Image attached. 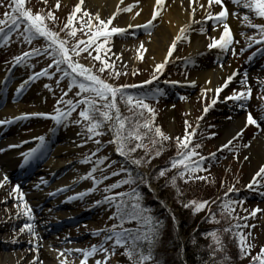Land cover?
<instances>
[{
    "label": "rangeland",
    "instance_id": "obj_1",
    "mask_svg": "<svg viewBox=\"0 0 264 264\" xmlns=\"http://www.w3.org/2000/svg\"><path fill=\"white\" fill-rule=\"evenodd\" d=\"M76 0H71L70 4L63 3V0H60L59 8L55 7V0H47V3L44 0H27L26 6L31 8L33 12L41 11L42 14L46 13L49 9H51L56 17L55 21H48V26L53 30L59 33L60 37L67 39V46L72 48L76 45V40L82 38V31L80 30V21L78 17L81 15L77 13V17H74V26L77 27V35L75 37L68 35V29L61 31L64 28V25L67 20V15L73 10ZM9 0H3V3H0V18H3V14L11 9L8 8ZM243 7V6H242ZM128 13V11H123ZM239 16H234L239 23L243 24L242 27L238 29V38L237 42L233 44H238L231 50V52L221 61L219 69L223 72L226 71V68L230 65L233 68H241V63L243 56L239 55L241 47H246L249 43L253 42L252 40H246L244 42V38L246 37H254V39H259V30L253 28L249 25L248 22H243L244 16L247 15L248 19L253 24L264 23V18L256 17L254 13H252L249 9L243 8L239 13ZM154 25L149 28L147 31L141 32L135 35H129V32H125L120 35H112L109 38L108 47L110 51L106 54V58L110 60H114V69H105L103 73H96L101 75V78L107 79L110 83L114 84H128L135 85L133 89H127L126 91L132 93L134 96L149 94L151 96L152 93H156L154 98H149L146 102L153 108L155 112V117L153 119L154 125H159L162 131L172 137L168 141H163L167 145L165 154L160 156H153L150 161H147L145 164L146 167H141V172L148 178L150 176L149 169L151 167H157L159 170L162 165V159L173 153L177 152L176 146V137L183 136L185 132V121L191 125L192 128H197L194 136L192 138L193 144H199L200 147L196 148L201 156L204 157V160L201 161V168L198 173L200 177H204V179H196L189 180L185 182V180H179L177 178L176 187H179L181 191L197 194L200 198L198 201H208L207 206L203 208L204 212L201 213V216H205L208 208L214 210L216 206L212 201L223 200V192L227 191L228 187H234L236 190L229 193V199L236 201L237 203L233 207L232 216L229 218L226 215L222 216L220 212V205L218 209H215V217L216 221L211 220L208 221L210 224V230H220L219 235L221 240L227 239L226 232H221L222 229H225V224H234L231 220L232 218L236 220L237 225H239V230L243 236H245L248 240L252 242L253 251H256L257 246L264 241V188L260 184L252 183L251 187H247L249 183L252 181L253 175L258 171V169L264 165L254 166L253 157L250 155V151L254 148V140L258 136L264 137V126L259 125L253 126L251 124L246 125V115L245 111L251 112L253 117L260 120L259 115L261 110L264 108V99L260 97L264 96V90L260 87V81L264 80V69L258 70L257 73L259 77L255 80H252V77L247 80V83H237L236 85H229L227 88L222 89L218 96L215 99H212L213 92L204 91L202 92V84L200 82H186L185 80L191 79L196 75L198 70L192 68V63L187 61L183 54L185 52L186 47L188 46V42H180L177 46V49L174 52V59H171V63L165 68L162 72L155 73L156 82H167L169 85L166 86L163 90H160L158 93L152 90V86L150 84H145L143 81H153L151 80L152 75L154 74V63L149 61V58L146 55L147 48H140L141 42L145 37H150L151 34L155 31L160 22L156 19L154 20ZM113 25H110L111 27ZM23 27V26H22ZM21 27V31L22 28ZM84 32L87 29H83ZM243 33V35L241 34ZM129 42V44L118 51H114L113 43L119 42ZM48 43L45 38H40L38 40L32 39L31 43H27L24 40L23 35H17V33H13L9 38V41L0 46V72L4 73L5 69H8L10 66H13V57L20 55L21 53L28 52L30 49H43L45 45ZM233 46V45H232ZM94 48V46H93ZM79 50V46L77 47ZM92 51L93 56L96 55L92 48L89 49ZM118 54V55H117ZM74 60H78L80 63H84L86 66H92L93 71L100 67L99 61H92V59L88 56L87 52H80L77 57L75 54H71ZM52 58L48 57L45 54L41 55H32L25 59L21 64L15 63L13 66L15 68V72H21L28 77L32 75L34 72H40L41 69H46L47 65L51 63ZM257 70V69H255ZM254 70V71H255ZM13 71V72H14ZM49 73L52 75H41L37 80L32 81L31 89L27 92V96L24 98L23 106L25 108L26 113H51L54 114L56 108H61L63 110L66 105L63 103L57 104V100L62 98V94L66 92V96H63V99H71L76 101L80 99L76 95L79 91L77 85L72 86L71 89L68 88V82L65 78L60 77V73L53 71L51 69H47ZM113 71V75L109 76V72ZM115 71H119V75H115ZM256 72V71H255ZM246 78V77H245ZM78 79H82V77H78ZM57 80H59V84H57ZM175 81L176 83H171ZM194 81V80H193ZM154 83V82H153ZM12 84V83H11ZM48 84L51 86V91L48 88H45L44 85ZM152 84V83H151ZM171 85V86H170ZM156 90L159 89V86L155 84ZM147 87V88H146ZM172 87L178 88L179 92L183 94L182 99H177L173 94ZM251 88V95L249 97L250 101L247 103L246 110H239L242 108L237 104H234L230 101V99H225V97H230L233 91H241L247 88ZM148 89V90H147ZM136 91V92H134ZM84 95V93H82ZM215 100V103L213 101ZM244 102V100H243ZM118 106L120 107L121 113L124 115H128L127 108L125 106L124 101L117 100ZM121 106L124 109H121ZM208 106L207 112L204 111V108ZM83 108V105L77 106L71 113L69 117H67L60 126L57 127L58 134L60 132H65L67 134H76V136L72 137L69 142H65V140H59V145H67L70 143V146L73 148L72 153L70 154L71 163L70 167L79 166L83 170L82 176H84L95 163L97 157H107L105 160L112 164L107 168H104V165H100V169L97 172L93 173L97 179L101 175L108 176L109 172H114L119 168H127L129 165L131 168H134V165L130 163V161L124 156H117V152L115 151L117 145L115 143H111L113 138V132L108 128L107 123H105L103 128V134L98 137H93L92 140L87 143L81 145V140L87 139V136H78L77 133L82 131V126L71 123V121L78 119V113ZM171 112L169 116H165L166 112ZM168 117H170V122L168 121ZM201 117L198 122L197 127V118ZM151 118V114L147 112V110H143L142 119ZM238 118L241 121V124L237 126L235 133L227 138L226 140H222V125L228 122H231ZM55 120L51 118V116H40V115H28V117L19 123L18 128L16 129V133L20 138H30L32 142L38 141L37 139L40 136L47 137V134L52 132L55 127ZM243 129V132L239 137L232 140L236 133ZM86 132V129H83ZM191 131V128H189ZM154 132V129H153ZM153 132L149 133L148 138L144 139L145 144H149L150 139L153 135ZM10 136V135H9ZM8 137V136H7ZM60 138V137H59ZM99 140L101 143L97 144L94 141ZM229 140H232V144L228 145L227 148H222L221 145L226 144ZM31 142V143H32ZM245 145H247L245 147ZM100 147L99 152H95V155L92 153L96 148ZM170 152L168 153V151ZM133 156L140 158L145 157V151L142 148H138L136 152L132 153ZM85 156L90 157L89 162L81 163ZM162 156V157H161ZM173 156V157H174ZM161 158V159H160ZM60 159V157H59ZM63 160V157L61 158ZM193 160H197V157H192ZM168 168V166L166 167ZM173 168H168L166 174L172 170ZM152 170V169H151ZM158 172V171H157ZM196 174V173H195ZM126 173H119L116 176H108V180L97 185V190L92 193H86L85 196L81 199L80 204L73 211L83 212L92 214V219L89 223L87 221H81L75 223L72 220V225L61 226L53 228L52 225L47 226L46 228H40L39 226L34 227V231L39 235H43V241L49 240L51 238H57L60 233L66 232L65 229L67 227H76L75 230L71 232V236H68L62 245L64 246H73L76 248H87L93 244H98L102 241V237L104 233L102 232L99 236H94L92 234L95 229H103L106 225H111L112 223H118L115 219H109L111 216L113 208H109L107 203H101L100 205H95L93 201L101 199L103 195H107V193L103 192V188L107 184L114 183L116 180L126 177ZM198 175V174H197ZM47 174L42 173L37 179H34L29 183L39 185L36 189H41L40 184L41 180H49ZM166 178L162 177V179ZM223 182V183H222ZM7 183V188L5 189V195L7 197L2 199L0 202V215L4 214L6 216V222L3 223L0 227V236L7 237L6 246H0V255L4 252L14 253L16 250H24L27 256L33 255L36 251L35 249H39L40 246L25 245L18 240L16 237L20 234V228L25 223H33V221L22 220V209L19 208V201L17 199V193L12 192V185L9 182ZM167 188L163 191H168L173 189V185L169 182H165ZM140 183H133V186H139ZM144 188H146L153 198L157 201L160 200L161 206H163V210L169 213L171 216H175L179 213V210L172 204L171 200L162 198V195L159 192V189L156 188L155 184H142ZM92 186V182L90 179H81L79 188L81 190H85ZM127 186L122 184L119 187L113 189V192H118L119 190L123 191ZM21 187V186H19ZM178 188V189H179ZM20 192H24L23 188H19ZM154 190V191H153ZM179 190V191H180ZM167 192H164V196L167 197ZM244 193H248V196L243 195ZM3 194V195H4ZM3 195H0L3 196ZM151 197V196H150ZM220 199H217V198ZM241 197V199H240ZM206 200H205V199ZM193 199V201L195 200ZM44 200V199H43ZM220 200V203H221ZM25 201V200H24ZM192 201V200H191ZM46 200L42 202V207L46 208ZM27 203V202H26ZM75 204V203H72ZM158 204V203H156ZM212 205H214L212 207ZM253 207L258 208V211L254 216L249 215L251 209ZM58 209L66 211L63 206L58 207L56 210L53 208L49 215L46 218L54 219ZM89 209V210H88ZM33 209H31L32 211ZM59 210V211H60ZM7 211H12L14 214H6ZM59 213V212H58ZM33 214V213H32ZM25 216V215H24ZM84 216V215H83ZM65 223V222H64ZM221 228H217L218 224H221ZM176 224V222H175ZM240 225L242 227H240ZM177 226V224L175 225ZM170 225H166L163 236L167 238L169 235ZM176 230L180 232V228L177 227ZM70 232V231H69ZM225 232V233H224ZM230 236V235H229ZM182 235L180 234V238L182 239ZM224 237V238H223ZM211 242L214 243L211 237ZM111 244V241H108L105 246L107 247ZM44 248H47L46 244H41ZM52 244H48L49 248H53ZM230 250V247H229ZM231 252H234L233 259L229 260L231 264H244L247 260L241 258L243 256L239 255L235 248L231 245ZM172 254L171 251L168 253ZM236 254V255H235ZM38 261L46 260L45 255L40 256L37 254ZM61 255L64 259L67 260L68 264H79V260L82 258V254H78L75 251L71 253H67L63 251ZM103 253H96L94 257H90L87 260V264H95L96 259H103ZM132 264V262L128 259V257L124 254L123 246H118L115 249V254L110 255L109 260L106 264ZM22 261L20 264H23ZM37 263V262H35ZM31 263V264H35Z\"/></svg>",
    "mask_w": 264,
    "mask_h": 264
},
{
    "label": "snow or ice",
    "instance_id": "obj_2",
    "mask_svg": "<svg viewBox=\"0 0 264 264\" xmlns=\"http://www.w3.org/2000/svg\"><path fill=\"white\" fill-rule=\"evenodd\" d=\"M47 3V0H44ZM137 4L139 0H136ZM193 0H189L191 6ZM243 3V7L249 9L256 17L264 18V0H232V3L239 4ZM0 3H3V0H0ZM27 0H9L8 8L11 9L10 12L6 11L3 14V18H0V45L9 41L11 35L15 32L17 35H23L24 40L27 43H31L32 39L39 36L43 37L48 41L43 49H30L28 52L21 53L18 56L13 57L14 63H22L25 59L32 55H41L45 54L48 57H51V63L47 65L46 69H41L40 72H34L28 77V80H32L35 77L41 75H52L47 71V69L56 66L57 72L60 73V77L64 76L70 77L68 88L71 89L73 83H77L79 91L76 93L80 99L73 101L71 99H63V96H66V92L62 94V98L57 100V104L63 103L66 107L61 110V108H56L54 114L51 113H21L19 116L11 117L10 120H18L24 118L28 115H40V116H51L56 122H61L69 117L72 111L77 105L82 104L83 108L78 113V119L71 121V123L81 125L82 131L77 133L78 136H87V139L81 140V145L92 140L93 137H98L103 134V128L105 123H107L108 128L113 132V138L111 143L117 145L115 151L120 153L122 156L126 157L131 164L136 166H141L146 164L147 161H150L153 156H159L163 151V141H168L172 139L166 135L159 125L153 124V119L155 117V112L153 108L146 101L149 98H154L156 93L142 94L134 96L132 93L126 91L128 88H134L135 85L128 84H114L110 83L107 79L101 78V75L96 74L103 73L105 69H114V60L106 58V54L110 51L108 47L109 38L113 34H119L126 31L123 27H118L113 25V19L117 16L119 11H128L133 8L134 5L129 4L126 8L117 9V12H113L107 19H102L99 14L93 15L88 11L87 8H82L84 0H78L74 5L73 10L68 13L67 20L64 25L65 29H68V35L75 37L77 35V27L74 26V17H77V13L81 15L78 17L80 21V30L82 31V38L76 40V45L72 48L67 46V39L60 37L59 33L53 31L48 26V21H55L56 17L51 9L46 13L41 11L33 12L31 8L26 6ZM164 0H155L154 10L152 12V19H149L145 27L151 25L153 19L158 15L156 8L162 6ZM220 5V10L214 14L215 18L219 21H224L225 17L228 15L227 9L223 7L222 0H208V6L211 7L212 4ZM60 0H55V7L59 8ZM203 7V5H201ZM195 12V9H192V13ZM190 13V15L192 14ZM235 14V13H233ZM213 13L208 12L205 18H212ZM243 22H248L249 25L253 28L259 30V39L256 40L254 37H247L246 39L252 40L254 43L261 44L264 46V23L253 24L248 19V16L245 15ZM21 24H23V29L21 31ZM110 25H113L109 27ZM128 27H133V25H128ZM189 25H181L180 30L177 36H175L167 49V54L165 55L163 61L156 63L154 65V74L151 77V80H155L157 77L155 73L162 72L164 70L165 64L168 62L169 57L172 55L177 41L181 39H186L184 33L187 31ZM83 29H87L86 32ZM201 31H204L201 29ZM243 35V33H241ZM232 43V36L227 23H224L223 30L219 34V38H211V43L207 45L209 49L219 47L221 49H226ZM79 46V50L77 47ZM94 46V48H93ZM251 45H249L250 47ZM92 48L96 53L93 56L92 51L89 49ZM140 48H144L143 42L140 44ZM264 50V47L257 48V52ZM243 51V48L240 49ZM80 52H87L88 56L92 61H99L100 67L93 71L92 66H86L84 63H80L78 60H74L71 54H75L77 57ZM118 55V54H117ZM255 55V53H253ZM252 57L249 56V59ZM61 65H66L65 68H61ZM68 69L71 71L69 72ZM119 71H115V75L118 76ZM113 75V71L109 72V76ZM235 73L228 75L223 84L215 88V93H219L228 83L233 79ZM78 77H82L83 80L78 81ZM147 84L150 81H143ZM171 83H176L172 81ZM195 83V81H192ZM209 83V81H206ZM243 83H247L245 79ZM59 84V80H57ZM24 87L21 84L16 91L20 92ZM45 88H48L51 91V86L48 84L44 85ZM260 87L264 90V80L260 81ZM160 90L157 89L158 93ZM204 91H212V89H202ZM84 93V95H82ZM251 95V88L241 90L239 92L233 91L230 97H225V99H232L235 101H242L248 99ZM264 99V96L260 97ZM124 101L125 106L128 111V115L121 113L120 107L118 106L117 100ZM215 103V100L213 101ZM241 107H244L241 104ZM143 110H147L151 114V118L142 119ZM208 106L204 108V111L207 112ZM201 117L197 118V127L198 122ZM264 120V116L260 117ZM10 120H0V124L9 123ZM256 125L259 127L258 119L253 117L252 113L249 112L246 115V125ZM185 132L183 136L176 137V146L177 152L175 156L170 159L168 168L176 169L175 173L169 178V182L176 187L177 178L185 180L204 179L195 175L198 171L202 170L201 161L204 160V157L201 156L196 148H199V144H193L192 138L197 128H192L191 125L185 121ZM191 128V131H189ZM86 129V132L83 131ZM154 129V132H153ZM153 132V135L150 139L149 144L144 143V139L148 138L149 133ZM243 129L236 133V136L232 140L236 139L241 135ZM37 139L44 141V137L40 136ZM232 140H229L226 144L221 145L222 148H227L228 145L232 144ZM97 144L101 142L97 139L94 141ZM247 145H245L246 147ZM9 147H15V145H9ZM138 148H142L145 151V157L137 158L132 155L136 152ZM4 149L0 148V152ZM37 151L36 148L29 149L27 152H23L20 155L22 156L24 162L29 161L33 154ZM100 148H96L92 155H95V152H99ZM192 157H197V160H193ZM90 157L85 156L81 163L89 162ZM107 157L101 156L97 157L95 163L92 165L90 170L81 177V179H90L92 186L85 189L82 192L74 193L72 196L66 197L68 200L82 198L86 193H92L97 190V185H99L103 180H106L108 176H116L119 173H126V177L116 180L114 183L107 184L103 188V192L107 195H103L101 199L93 201L95 205H100L101 203H107L109 208L114 210L111 213L109 219H115L118 223H112L111 225H106L103 229H95L92 234L94 236H99L103 232L102 241L98 244H93L87 248H76V249H65L63 251L71 253L75 251L78 254H82V258L79 260V264H87V260L90 257H94L96 253H103V259H96L95 264H106L109 260L110 255L115 254V249L118 246H123L124 254L132 262V264H159V261L154 259L152 254V247L155 243L156 236L158 235V229L162 225V221L153 215H151V210L149 208L143 207L141 204V193L136 188H130L127 192H113L112 190L119 187L122 184H149V179L142 173L133 174L132 169L130 168H119L114 172H109L108 176L101 175L99 179L93 175L100 169V165L104 164V161L107 160ZM108 165L104 164V168H107ZM168 168H160L157 175L165 176ZM260 178V179H258ZM8 177L4 175L0 179V186L4 185L7 182ZM261 180H264V165H262L258 171L253 175L252 181L247 185L251 187L252 183H261ZM42 183H47V181H41ZM223 183V182H222ZM39 187V185H36ZM67 186H63L57 191H62ZM234 187H228L227 191L223 192V200L220 203V212L222 216L231 217L233 207L237 203L236 201L229 199V193L235 191ZM177 191L179 189L177 188ZM12 192L17 193V199L19 201V208L23 210L22 214L27 216L29 220H32V211L31 207L24 201L23 193L20 192L19 185H14L12 187ZM51 195V193H50ZM217 199H220L219 197ZM209 202L208 201H188L184 204L185 207L193 205L192 211L196 212L203 209ZM216 203V201H212ZM258 211V208L253 207L249 215H255ZM213 221H216L215 214L211 211L209 212ZM135 221L136 226L134 228H125L123 227L124 222ZM218 222V221H216ZM232 227H239V225H230L229 228L223 229V231H229ZM28 230L33 237L37 235L34 231V226L31 223H25L21 228L20 232ZM220 230H212L204 235H209L214 241L215 248L212 246L209 247L210 257H215L216 249L223 250V243L219 235ZM238 236L240 252L243 256H250V264H264V245H261L259 252L255 255H251L252 244L246 242V238L239 233H235ZM111 241L107 247L105 244ZM35 259V258H34ZM59 264H65V261L61 259ZM119 264V262H117ZM207 264H216L215 260H210Z\"/></svg>",
    "mask_w": 264,
    "mask_h": 264
},
{
    "label": "bare ground",
    "instance_id": "obj_3",
    "mask_svg": "<svg viewBox=\"0 0 264 264\" xmlns=\"http://www.w3.org/2000/svg\"><path fill=\"white\" fill-rule=\"evenodd\" d=\"M78 2L76 0L75 4ZM63 3L70 4L71 0H63ZM155 0H139L138 4L136 0H84L82 8H87L90 13L93 15L99 14L102 19H107L113 12H117V9L126 8L129 4L134 5L132 9L128 10V13L123 11L117 12V16L113 19V25L118 27H128V25H139L146 22L150 17H152V12L154 10ZM203 5V7H201ZM192 9H195V12L192 13ZM158 13L157 19L160 24L157 26L155 31L151 34L150 37H145L142 41L144 46L147 48L146 55L149 58L151 63H160L163 61L165 55L167 54V49L170 46L173 38L178 35L181 25H189L187 31L184 33L186 39H181L178 42L186 40L188 46L185 49L183 56L189 60L195 62L197 65L196 70L198 72L191 79L185 81L191 82L193 80L200 82L202 88L212 89L211 92H215V88L223 84L224 79L233 74V68L229 65L226 68V71L223 72L219 69L218 66H215L216 63L212 60L210 55L214 52V47L209 49L207 45L211 43V38H219L220 32L223 30V26L218 25L213 28L206 30L205 26L208 24L203 19L207 16L208 12L213 13V16L218 12L219 6L212 4L211 7L208 6V0H193L191 6L189 0H164L162 6L155 9ZM190 13H192L190 15ZM230 15V19L233 20L230 25L232 32L237 31L239 27H242L243 24L238 21H234ZM203 29L204 31H201ZM176 43V44H177ZM129 42H115L112 44L114 51H118L123 47L127 46ZM173 53L170 57L172 58ZM249 77H252V80H255L259 77L257 72L251 71ZM5 74L0 72V101L3 99V104L0 106V120H10L11 117L19 116L21 113H26L23 106V100L25 97L18 96L16 89L21 85L25 84L28 79L27 75L18 72L15 77L14 84L8 89V92L5 93L2 90ZM238 79V73L233 75L231 83ZM209 81V83H206ZM171 112H166L165 116H169ZM22 119V118H21ZM21 119L10 120L9 123L0 124V134L3 131L8 130L4 136H8L7 139H3L0 142V148L4 151L0 152V179L8 173L11 175L15 172L18 167V163L23 160L20 155L23 152H27L29 148L32 147V144H29L28 138H20L16 133L18 124ZM170 122V117L167 118ZM241 124V121L236 118L235 120L228 122L222 125V140L229 138L232 133L234 134L237 126ZM15 126V128L13 127ZM9 128V129H8ZM10 135V136H9ZM49 136V133L47 134ZM76 134H67L65 132H60V140H65L69 142L72 137ZM29 142V143H28ZM23 143V144H22ZM254 148L251 149L250 155L253 157L254 166L258 167L264 162V137L258 136L254 140ZM9 145H15V147H9ZM73 148L70 146V143L67 145H58L54 148V151L50 153L47 157V160L43 163L41 172H46L48 175L55 174L59 175L62 171V168L65 169L72 162L70 154L72 153ZM60 157V159H59ZM63 157V160L61 159ZM83 170L79 166L72 167L69 173L65 175H59L58 177H53L54 182L46 189V191H37L34 189V185L26 188L27 192L23 195L25 202L31 207L32 210V225L34 227L39 226L40 228H46L49 225H52L53 228L57 227L58 224L63 220H69V218L74 216V213L71 210L65 212L60 210L54 217V219L46 218L49 215V212L53 208L57 209L60 204L66 201V197L72 196L77 191H68L64 193L70 186H79L80 179L82 177ZM63 186H67L62 191H57ZM7 188V183L0 186V195L5 193ZM55 195L54 197L49 195ZM18 195V194H17ZM51 196L49 202L46 203V208L41 207V202L46 196ZM7 195L0 197V202L2 199H5ZM23 211V210H22ZM64 213V214H63ZM6 214H14L12 211H7ZM23 215V214H22ZM22 220H29L27 216L23 215ZM30 221V220H29ZM6 222V216L4 214L0 215V227L3 223ZM78 227V226H77ZM77 227L65 229L66 232L60 233L57 238H51L49 240L43 241V235L38 237V232L35 237L31 235L28 230L20 232L16 237L18 240H21L25 245H35L40 246L39 249H35V253L31 256H27L24 250H16L14 253L4 252L0 255V264H20L22 261L23 264H59V261L63 259L65 264H68L67 260L61 255L65 249H75L73 246H64L62 245L68 236H71V232ZM70 231V232H69ZM7 237L0 236V246H6ZM41 244H46L47 248H44ZM48 244H52L53 248H49ZM74 252V251H73ZM40 256L45 255L46 260L38 261L37 254ZM35 258V259H34Z\"/></svg>",
    "mask_w": 264,
    "mask_h": 264
},
{
    "label": "trees",
    "instance_id": "obj_4",
    "mask_svg": "<svg viewBox=\"0 0 264 264\" xmlns=\"http://www.w3.org/2000/svg\"><path fill=\"white\" fill-rule=\"evenodd\" d=\"M166 145L167 144L164 142L163 151L160 153V155L165 154L166 151L164 150H167V148L170 149L169 147H166ZM169 152L170 150L168 151V153ZM173 156L174 154L170 153L165 157V159H162V166L159 168H166ZM141 167H146V165H134V168H129L132 169L133 174L135 175L136 173H142L141 171H139V168ZM149 171L150 176L148 177V179L150 183L155 184L156 188L159 189V192L162 194L160 196L163 199L166 198L171 200L172 204L179 210V213L174 217L169 215V213L162 209L163 206H161L160 200L157 201L156 199H154L153 195H151L148 190L143 187L142 184L139 185L138 188H136L141 193L140 202L142 206L149 208L151 210V215L163 222L158 229V235L156 236L155 243L152 247L153 257L154 259L159 261V264H207V262H209L210 260H215L216 264H231V262H228L229 260L233 259L234 255V252H231V245L235 248L236 252L239 255L243 256L240 252L238 236L235 235V233H239L240 235H242V233L240 232L239 227H232L231 230L226 231L227 239L225 238L224 241L222 240L223 250L221 251L219 249H216L215 257H210L209 247L212 246V248H215V244L211 242V236L204 234L212 231L210 230V224H208V221L211 220V216H209L211 208H208L205 216H201V213L204 212L203 209L193 212V205H189L188 207L184 206V204H186L188 201H193V199H195V196L196 199L200 200L197 194H194L193 192L187 193L181 191L179 187H173V189L163 191L167 188L165 182L169 181V178L175 173V171L173 172L171 170L168 175L166 174V178L164 179H162V177L165 176L157 175V171H159L157 170V167H151ZM199 175L201 174H198L197 176ZM177 188H179L180 191H177ZM164 192H167L165 193L167 194V197L164 196ZM196 199L194 201H198ZM220 200L219 202L217 200L216 203H214V205L216 206L215 209H218ZM214 205H212V207ZM215 209L212 210V213H215ZM231 220H234L232 222L234 224L224 223L223 227H225V229L229 228L230 225H237L235 219L232 218ZM125 222L127 224L125 225V228H134L136 226L135 221L126 220ZM175 222L177 226H175ZM166 225H170V230L168 237L164 238L163 231ZM221 225L222 223L218 224L217 228H221ZM177 227L181 229L180 232L176 230ZM221 232L223 233V229L221 230ZM180 234L183 236L182 239L180 238ZM246 242L252 244L247 238ZM169 251L172 252L171 255L168 254ZM258 252L259 250L253 251L252 247L251 255H255ZM241 258L247 260L244 264H250V256H243Z\"/></svg>",
    "mask_w": 264,
    "mask_h": 264
}]
</instances>
